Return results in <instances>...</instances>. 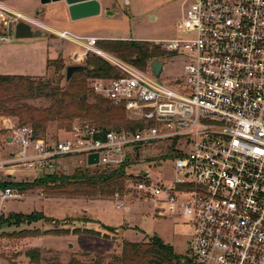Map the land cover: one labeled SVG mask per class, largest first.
<instances>
[{"label": "built area", "instance_id": "2783aa9c", "mask_svg": "<svg viewBox=\"0 0 264 264\" xmlns=\"http://www.w3.org/2000/svg\"><path fill=\"white\" fill-rule=\"evenodd\" d=\"M180 7L179 36L152 43L188 56L185 81L174 86L160 80L162 65L155 75L154 62L135 66L98 49L95 38L53 32L78 49L72 65L95 55L118 72L88 80L89 90L121 109L127 125L77 122L63 136L42 138L9 121L4 126L17 151L0 161V171L11 174L7 181L19 172L43 178L75 158L91 169L124 166L123 188L136 201L152 206L155 216L174 207L183 218L190 238L181 264H264V0H180ZM20 21L27 19L0 5L4 35ZM154 145L164 146L173 162L164 185L137 168V152ZM90 155H97L95 165L87 164ZM22 197L0 189V210ZM113 201L129 210L118 193Z\"/></svg>", "mask_w": 264, "mask_h": 264}, {"label": "rangeland", "instance_id": "374dc122", "mask_svg": "<svg viewBox=\"0 0 264 264\" xmlns=\"http://www.w3.org/2000/svg\"><path fill=\"white\" fill-rule=\"evenodd\" d=\"M101 7L99 18L80 24V29L68 31L77 37H92L101 40H129L146 41L150 43L168 41L179 36L178 25L181 22L182 13L180 0H98ZM12 9L19 11L35 20L54 25L56 3L41 5L40 0H12L7 3ZM111 12L107 17L104 12ZM59 29V27H56ZM33 30H39L32 27ZM0 23V36H4L9 43L17 41L14 35H4ZM49 38L62 49L63 56H70L78 51L76 47L56 36L45 34V37L33 39L34 42L45 44ZM9 46L0 43L2 48ZM68 48V50H66ZM69 56V57H68ZM64 68L58 73L53 67H49L47 73L40 77H30L36 83H45L53 80L58 87L63 88L65 81V63L68 60L60 58ZM189 60L187 55L166 53L157 60L149 62L162 65L160 80L170 86L176 83L183 84V66ZM147 61V62H148ZM84 65V63L82 64ZM57 82V83H56ZM89 88V87H88ZM90 91V90H89ZM49 95V88L35 91L33 97L22 100L21 103L36 109H44L50 105V98L39 95ZM92 95V94H91ZM87 103L93 104L92 96H87ZM110 120L103 122L99 117L70 118L61 121L47 122L45 130L38 132L42 138L63 136L70 130L74 123H85L93 126H102L109 129L125 127L127 117L118 110L110 109L107 113ZM18 125L15 118L0 115V161L8 159L9 154L15 153L17 147L14 144H6L5 139L11 132L5 129L4 124ZM138 159L148 173V178L158 185H164L171 181L173 162L165 152L162 145H154L137 152ZM80 159L62 161L59 174L71 176L77 172L93 171ZM11 175L0 171V180L4 176ZM12 183L30 185L37 178L33 174L13 173ZM126 200L124 205L128 211L115 208L113 196L109 198H80V197H47L41 189L36 187L24 191L23 197L18 200H8L2 204L0 210V264H30L24 253L32 248L40 249V264H119L121 246L127 243H148L153 237H159L164 244L172 247L177 255L184 256L187 251V241L190 238L189 230L184 226L183 218L175 213L174 207L162 209L163 215L155 216L153 207L136 201L132 192L120 189L115 193ZM42 195V196H41ZM41 213L46 221L33 223H21L9 225V215H24ZM169 213V214H164ZM89 219L93 222H86ZM15 220V219H13ZM102 224L114 228L113 233L103 230ZM53 229L72 230L87 229L99 231L100 235H107L108 239L65 234L61 236L46 235ZM28 236V237H26ZM33 236V237H30ZM26 237V238H25Z\"/></svg>", "mask_w": 264, "mask_h": 264}, {"label": "trees", "instance_id": "16d2710c", "mask_svg": "<svg viewBox=\"0 0 264 264\" xmlns=\"http://www.w3.org/2000/svg\"><path fill=\"white\" fill-rule=\"evenodd\" d=\"M2 1V0H1ZM98 49L109 53L125 62L143 67L148 60H157L166 52L146 41L129 40H101L96 43ZM85 70L76 72L65 83L63 88L58 87L55 81L36 83L30 77L0 75V115L15 118L19 126L29 125L38 135L39 130H45L47 122L61 121L70 118L99 117L103 122L110 120L107 113L110 109H121L111 106L102 98L91 95L89 91L90 79H108L118 77V72L102 58L89 55L84 62ZM53 67L58 73L63 70V61L60 58L47 61V68ZM57 83V82H56ZM49 88V95H39L50 98V105L44 109H36L22 104V100L33 97L35 91ZM92 96L94 103H87V96ZM127 125V123L125 124ZM102 127V126H101ZM125 183L124 166L114 170L93 169V171L77 172L71 176H64L59 172L35 180L30 185H21L11 181L0 182V189L14 188L20 193L31 187L41 189L47 197H80V198H109L115 191L122 190ZM15 219V220H13ZM9 225L46 221L41 213L24 215H9L6 219ZM86 222H93L86 219ZM108 233L114 228L104 225L101 227ZM46 235L61 236L65 234L86 235L108 239L107 235H100L93 230L75 229L71 232L53 229ZM28 237V236H26ZM25 237V238H26ZM33 237V236H30ZM30 264H40L41 251L32 248L24 253ZM184 257L173 252L171 246L164 244L159 237H153L148 243H127L121 246L119 264H181Z\"/></svg>", "mask_w": 264, "mask_h": 264}, {"label": "crops", "instance_id": "0c3cea01", "mask_svg": "<svg viewBox=\"0 0 264 264\" xmlns=\"http://www.w3.org/2000/svg\"><path fill=\"white\" fill-rule=\"evenodd\" d=\"M10 1L12 0H2V1L0 0V5L9 10L22 14L27 19L26 23L31 25V27L38 28L40 31H42L43 37H45L46 33L48 34V36H50L53 35L52 34L53 32L74 31L75 29H80V24L87 23L88 21L93 20L95 18H99L100 16L99 13L97 16H90L72 21L69 17L64 1H61L56 3L57 12L53 16L54 17L53 20L55 24L51 25V24L39 22L32 17H29L19 11L12 9L11 7L7 6L8 5L7 3H9ZM100 12H101V7H100ZM56 27H59V29ZM33 39H38V38L33 37L30 39H16L17 41H15V43H9V40L7 41L0 40L1 44L6 43L9 45L6 46L5 48H2L3 52H0V75L40 77L42 76L40 74L47 73V70L49 69L47 68V61L56 60L57 58H64L68 60L67 63H65L66 67L72 65L69 61V58L63 56L64 52L62 53V49L60 48V46L57 45L56 43H52V41L49 38L46 39L45 44L34 42ZM66 50H68V48H66ZM5 140H6V144L7 143L9 144L8 137ZM8 181L12 182L13 177L12 178L9 177Z\"/></svg>", "mask_w": 264, "mask_h": 264}, {"label": "water", "instance_id": "95a60500", "mask_svg": "<svg viewBox=\"0 0 264 264\" xmlns=\"http://www.w3.org/2000/svg\"><path fill=\"white\" fill-rule=\"evenodd\" d=\"M64 1L69 17L72 21L79 20L82 18L97 16L100 13V4L98 0H40L41 5H47L50 3H58ZM111 12L106 11L104 15L107 17L111 16ZM7 35H14L15 39H30L43 37V33L40 30H33L31 25L26 22L20 21L15 24L14 27L9 25L7 28ZM152 68L155 75L161 69V64L154 63ZM85 65H69L65 68V81L68 82L72 75L76 72L85 70ZM97 163V155H90L87 159L88 165H95Z\"/></svg>", "mask_w": 264, "mask_h": 264}]
</instances>
